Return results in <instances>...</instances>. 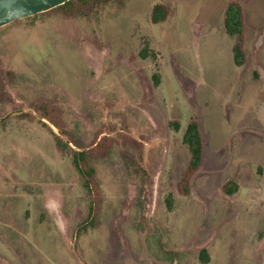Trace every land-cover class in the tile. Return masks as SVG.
I'll return each instance as SVG.
<instances>
[{
    "label": "rangeland",
    "instance_id": "374dc122",
    "mask_svg": "<svg viewBox=\"0 0 264 264\" xmlns=\"http://www.w3.org/2000/svg\"><path fill=\"white\" fill-rule=\"evenodd\" d=\"M227 1H74L0 28V264H264V0L243 66Z\"/></svg>",
    "mask_w": 264,
    "mask_h": 264
},
{
    "label": "trees",
    "instance_id": "16d2710c",
    "mask_svg": "<svg viewBox=\"0 0 264 264\" xmlns=\"http://www.w3.org/2000/svg\"><path fill=\"white\" fill-rule=\"evenodd\" d=\"M79 1L80 3L84 4L87 0H70L66 2L65 4L56 7H66L71 5L72 2ZM96 1H106V0H96ZM54 8V9H56ZM169 12L168 8L163 4H156L153 7L152 13H151V20L154 24H158L161 22H165L168 18ZM36 16V15H35ZM33 16V17H35ZM31 18V17H30ZM28 19V18H27ZM244 26H245V17L243 12L242 5L235 0H232L228 3L226 11H225V17H224V28L226 33L231 37H236V43L233 46V55H234V61L237 66H242L245 63V52L243 50V39H244ZM141 56L143 58H146L149 56V52L147 49H144L141 52ZM257 77V75H255ZM46 118V117H45ZM176 129H179V125H175ZM183 143L187 146L189 152H190V161L187 167V172L185 175L184 183H183V191L186 193L188 192V186H189V178L199 170L202 161H203V152H204V142L203 137L199 128L198 123L195 120H191L184 132L183 135ZM62 147V146H61ZM69 147V145L65 146V148ZM64 148V147H62ZM84 152H74L73 154V162L75 165L76 170L79 172V174L84 179V186L88 190L90 189V179L92 177V170H86L83 167V161L85 157ZM235 187H230V185H227L224 188V191L227 194H232L236 190ZM172 199L169 198L167 200V204L169 207L172 205ZM99 201L94 199L91 213L93 215L96 214L97 207H98ZM202 256L207 258L206 251H203ZM204 259V258H203ZM206 260V259H205Z\"/></svg>",
    "mask_w": 264,
    "mask_h": 264
},
{
    "label": "water",
    "instance_id": "95a60500",
    "mask_svg": "<svg viewBox=\"0 0 264 264\" xmlns=\"http://www.w3.org/2000/svg\"><path fill=\"white\" fill-rule=\"evenodd\" d=\"M70 0H0V28L59 7Z\"/></svg>",
    "mask_w": 264,
    "mask_h": 264
},
{
    "label": "crops",
    "instance_id": "0c3cea01",
    "mask_svg": "<svg viewBox=\"0 0 264 264\" xmlns=\"http://www.w3.org/2000/svg\"><path fill=\"white\" fill-rule=\"evenodd\" d=\"M230 1H232V0H228L227 1V4H226V8H227V5H228V3L230 2ZM235 1H238L241 5H242V7H243V12H244V17H245V26H244V39H243V50H244V52H245V62L247 61V59H248V55H247V50H246V45H245V43H246V28H247V22H249L248 21V19H247V14H248V12H250V11H252L251 10V8H250V0H235ZM249 7V8H248ZM226 11V10H225ZM264 27H263V25L259 28V31H258V36L261 34V32H262V29H263ZM263 42H264V37H263V39H262V41L256 46V50L257 49H259L261 46H262V44H263ZM233 46H234V44L232 45V51H233ZM234 63H235V61H234ZM245 64V63H244ZM243 64V65H244ZM236 65V64H235ZM242 65V66H243ZM237 66V65H236ZM256 72V71H255ZM253 78V77H252ZM255 79V78H254Z\"/></svg>",
    "mask_w": 264,
    "mask_h": 264
}]
</instances>
